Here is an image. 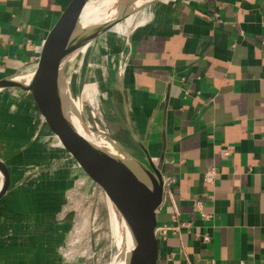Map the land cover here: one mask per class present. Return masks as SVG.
<instances>
[{"label": "crops", "instance_id": "0c3cea01", "mask_svg": "<svg viewBox=\"0 0 264 264\" xmlns=\"http://www.w3.org/2000/svg\"><path fill=\"white\" fill-rule=\"evenodd\" d=\"M68 2L0 0V83L35 61ZM138 12L135 22L148 21L88 86L114 141L162 176L156 228L187 224L156 238L157 264H264V0H168ZM1 91L0 164L19 199L25 177L12 174L31 160V134L46 146L30 94Z\"/></svg>", "mask_w": 264, "mask_h": 264}, {"label": "rangeland", "instance_id": "374dc122", "mask_svg": "<svg viewBox=\"0 0 264 264\" xmlns=\"http://www.w3.org/2000/svg\"><path fill=\"white\" fill-rule=\"evenodd\" d=\"M124 3L121 0L118 5L123 6ZM138 14L139 12L120 14L117 20L111 22L108 31L102 34L101 30L94 29L95 34L86 41L88 43L95 40V45L98 46L97 64L89 79L90 46L83 58L78 80L81 103L79 120L100 142L106 155L119 160L136 175L143 177L151 188L155 177L149 165L137 154L120 148L108 132L100 97H95L94 102L90 103L82 91L88 84L99 83L103 69L115 64L116 58L123 54L126 36L132 26H140L148 21L142 18L135 22ZM100 47L105 58L99 57ZM20 72L29 76L32 70L22 69ZM18 76L19 70L12 78ZM51 83L54 91V80ZM11 84L9 81L8 85ZM31 141V160L24 165V170L15 167L16 171L12 174L20 180H23L21 177L24 174V190L19 195L21 197L17 199L16 190L12 192L15 188L12 184H9L7 190L1 186L0 264H32L28 260L33 255L52 256L49 264H111L120 255L124 239L121 235L116 237L103 191L87 179L76 178L55 159L47 147L43 148L33 134ZM4 170L6 168L2 166V172ZM117 217L119 221L118 213Z\"/></svg>", "mask_w": 264, "mask_h": 264}, {"label": "water", "instance_id": "95a60500", "mask_svg": "<svg viewBox=\"0 0 264 264\" xmlns=\"http://www.w3.org/2000/svg\"><path fill=\"white\" fill-rule=\"evenodd\" d=\"M88 1L69 0L41 42L35 61L31 65L24 66L23 70L31 69L32 73L29 76L20 73L9 86L30 94L32 129L40 136L55 159L68 168L76 178L87 179L98 186L105 195L106 203L109 201L116 216L117 213L120 216L118 223L122 233L124 226L128 230L133 244L126 256L125 264H157L158 244L155 236L157 226L155 211L163 199L164 182L161 174L149 164L155 177L150 188L119 160L106 155V153L95 156L88 154L87 143L72 125L64 104L62 58L57 61L54 76V98L51 104L43 92L47 53L55 31L61 26L78 28L80 10ZM120 1L115 3L116 8L119 9L116 20L120 14L138 12L154 3L168 0L144 1L137 7V2L142 0H124L123 6L118 5ZM73 9H77V13L74 17H70ZM110 25L111 23L106 25L101 33L104 34L108 31ZM67 52V50L63 51L62 57ZM38 123H41V126H38ZM0 184L5 190L9 188L10 184L7 174L2 172L1 164ZM107 207L109 209L108 203Z\"/></svg>", "mask_w": 264, "mask_h": 264}, {"label": "bare ground", "instance_id": "6f19581e", "mask_svg": "<svg viewBox=\"0 0 264 264\" xmlns=\"http://www.w3.org/2000/svg\"><path fill=\"white\" fill-rule=\"evenodd\" d=\"M117 1L118 0H89L83 9L80 10L81 14L78 28L63 26L58 27L55 31L47 53V65L43 80L44 95L47 101L51 104L54 98L51 80H54L58 59L62 58V68L64 70V82L62 84L64 104L72 125L87 143L88 154L93 156L102 155L103 153H106V150L102 148L100 142L93 136V134L88 132L83 127L79 120L81 103L78 93V80L81 73L83 58L87 48L90 46L92 49L88 65V69H90L88 78L90 79L93 75L92 70L94 71V66L97 64L96 53L98 46L95 45V40H92L88 43H86V41L95 34L94 29L102 30L106 25L116 20V16L119 13V9L116 8L115 5ZM144 1L149 0L137 2L136 7ZM76 13L77 9H73L70 13V17H74ZM65 50L68 52L62 57L63 51ZM17 78L11 77L6 79L3 83H0V89L10 87L6 83L9 81L14 82ZM91 92L92 89H90V87L87 85L83 91V96L93 103ZM75 145L77 146V144ZM142 171L145 172L144 169ZM141 180L144 181L143 177ZM107 203L110 210L113 229L114 232H116V237L121 235L124 239L120 255H118L111 264H125L126 256L133 246L132 240L128 230L124 226L122 227L124 232L121 233L122 230L120 229L113 206L109 201Z\"/></svg>", "mask_w": 264, "mask_h": 264}, {"label": "built area", "instance_id": "2783aa9c", "mask_svg": "<svg viewBox=\"0 0 264 264\" xmlns=\"http://www.w3.org/2000/svg\"><path fill=\"white\" fill-rule=\"evenodd\" d=\"M212 179H213V173L211 171L205 173L204 180L206 182L210 183V182H212ZM194 208H195V210L197 212H200L202 214V216L205 217L206 219L210 218V215H206V214L202 213V204L199 201L195 202ZM186 225L187 224H185V223H177L176 225L171 226L170 228L169 227H158V228L155 229V236L159 240L164 239V238H166V235H167V232H168L169 229L173 233H178L179 229L182 226H186ZM202 242L205 243V244L209 243L210 242V237L208 235H204L202 237Z\"/></svg>", "mask_w": 264, "mask_h": 264}]
</instances>
